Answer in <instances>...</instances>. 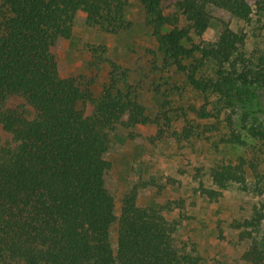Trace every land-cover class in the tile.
<instances>
[{"label": "trees", "instance_id": "1", "mask_svg": "<svg viewBox=\"0 0 264 264\" xmlns=\"http://www.w3.org/2000/svg\"><path fill=\"white\" fill-rule=\"evenodd\" d=\"M139 2L162 55L159 70H174L202 97L192 109L212 120L203 130L216 132L224 121L228 132L220 142L255 153L212 166L209 176L218 190H201L210 199L232 185L254 190L260 199L251 216L233 227L237 239L248 243L241 260L264 264V123L257 117L264 115V51L246 49L247 33L230 24H250L254 15L262 21L264 0ZM129 5L130 0H0V125L14 141L0 140V264H203L195 249L178 244L181 217H168L171 201L138 204L148 183L125 193L116 212V182L107 178L113 134L119 126L158 123L119 85L125 74L120 65L110 61V82L99 97L92 81L62 75L59 51L72 37L77 16L120 34L133 24L126 18ZM214 24L217 39L204 38ZM13 95L36 110L33 119L23 105L7 107ZM85 102L94 104L90 115L78 107ZM193 132L186 127L173 134L181 140Z\"/></svg>", "mask_w": 264, "mask_h": 264}, {"label": "rangeland", "instance_id": "2", "mask_svg": "<svg viewBox=\"0 0 264 264\" xmlns=\"http://www.w3.org/2000/svg\"><path fill=\"white\" fill-rule=\"evenodd\" d=\"M216 14L222 16L220 11ZM126 18L132 21V26L120 34H110L97 26L86 25L84 15L79 14L72 37L62 43L59 51L64 67L62 75L76 76L88 84L92 81L95 97L110 82V61L118 63L119 72L125 73L119 85L131 91L150 116L158 119V123L131 129L119 126L113 134V149L107 156L112 166L107 178L116 182V212L120 213V200L125 193L138 183H148L138 197V204L146 206L155 202L151 206L157 207L171 201L168 217H181L179 245L195 249L203 264H248L240 258L248 243L237 239L238 230L233 225L251 216L253 205L260 198L252 188L243 190L232 185L210 199L203 195L201 187L218 190L209 176L215 164L237 161L241 156L251 159L255 153L247 146L220 142L228 132L224 121L218 124L216 132L203 130L212 120L200 119L192 109L202 104V97L174 70L168 73L159 70L162 55L144 22L139 0H130ZM262 23L264 17L259 22L254 15L250 24L237 19H232L230 24L234 30L243 28L247 33L246 49L264 51ZM218 30V24H214L204 38L216 40ZM6 105L10 108L23 105L29 119L37 114L20 95L10 96ZM78 107L87 115L94 111L91 102L79 103ZM257 117L264 123V115ZM186 127L193 129V135L179 140L173 133L182 134ZM0 140L5 145L14 142L1 125Z\"/></svg>", "mask_w": 264, "mask_h": 264}]
</instances>
